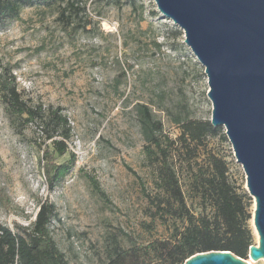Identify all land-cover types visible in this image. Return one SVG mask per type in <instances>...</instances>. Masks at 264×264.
Here are the masks:
<instances>
[{
    "label": "rangeland",
    "instance_id": "rangeland-1",
    "mask_svg": "<svg viewBox=\"0 0 264 264\" xmlns=\"http://www.w3.org/2000/svg\"><path fill=\"white\" fill-rule=\"evenodd\" d=\"M80 5V19L69 26L56 8L37 4L0 26V63L23 97L59 107L69 127L65 153L57 155L35 125L17 133L0 104V223L26 226L39 205L50 202L55 216L49 231L68 264H99L107 235L123 229L141 233V239L163 232H145L140 225L152 174L133 105L147 104L172 140L179 132L176 118L210 119L211 103L203 67L154 0ZM168 153L180 167L176 149ZM209 153L227 161L230 180L247 192L228 139L209 138L199 163ZM58 164L67 168L56 180ZM179 176L185 187L187 167ZM187 199L199 209V201ZM250 208L252 215V198ZM250 225L256 243L251 220Z\"/></svg>",
    "mask_w": 264,
    "mask_h": 264
},
{
    "label": "trees",
    "instance_id": "trees-1",
    "mask_svg": "<svg viewBox=\"0 0 264 264\" xmlns=\"http://www.w3.org/2000/svg\"><path fill=\"white\" fill-rule=\"evenodd\" d=\"M81 0H0V26L18 18L23 8L34 4L56 8L58 16L69 26L80 19L84 10ZM119 0H115L118 3ZM76 28H84L85 24ZM179 35L181 29H174ZM0 63V104L4 115L18 133L28 125H35L50 150L62 155L69 127L59 107L43 106L25 99L14 77ZM133 111L142 138L143 159L151 167L149 190L144 194L140 225L145 232L162 233L141 238V233L119 229L104 238L99 264H183L200 252L230 251L247 259L249 246L254 244L251 220V197L239 190L230 180L228 163L216 153H209L201 161V150L209 138L226 141L222 126H213L210 119L178 117L179 132L170 140L164 133L160 119L145 103H135ZM169 147L176 149L181 166L173 164ZM190 173L187 185L180 181V170ZM67 167L58 164L56 180ZM187 197L200 202L198 210ZM55 216L50 202L39 205L35 218L26 226L10 228L0 223V264H68L64 254L53 241L49 225Z\"/></svg>",
    "mask_w": 264,
    "mask_h": 264
},
{
    "label": "water",
    "instance_id": "water-1",
    "mask_svg": "<svg viewBox=\"0 0 264 264\" xmlns=\"http://www.w3.org/2000/svg\"><path fill=\"white\" fill-rule=\"evenodd\" d=\"M183 32L203 67L210 123L222 126L252 198L257 242L247 259L264 260V0H154ZM230 251L211 250L183 264H250Z\"/></svg>",
    "mask_w": 264,
    "mask_h": 264
}]
</instances>
